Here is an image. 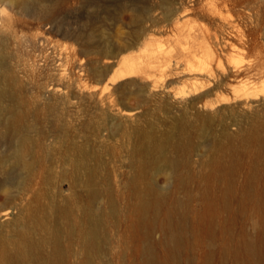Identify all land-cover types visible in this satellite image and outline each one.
Returning <instances> with one entry per match:
<instances>
[{
  "label": "bare ground",
  "instance_id": "6f19581e",
  "mask_svg": "<svg viewBox=\"0 0 264 264\" xmlns=\"http://www.w3.org/2000/svg\"><path fill=\"white\" fill-rule=\"evenodd\" d=\"M159 1L9 0L0 8V264H112L109 256L130 251L144 264H183V259L193 264L191 257H182L188 249L204 247L206 239L211 242L203 264H264V184L259 183L264 177V43L253 11L257 0ZM79 2L93 14L60 19ZM158 9L164 20L154 15ZM180 10L205 21L189 36L192 43L202 39L206 50L200 55L193 45L183 49L186 62L177 74L188 77L182 89L169 88L172 81L138 88L146 104L156 103L166 115L143 122V111L126 103L134 82L125 80L157 72L166 80L170 66L155 58L135 61L125 52L140 42L150 44L147 23L175 22L182 30ZM126 12L135 28L121 44L113 30ZM23 16L77 47L63 52L47 37L25 36L29 49L15 62L12 45L20 44L18 33L32 24ZM33 74L44 81L32 104L28 79ZM256 80H263L261 94ZM234 83L248 97L257 92L256 98L240 99L237 89L234 100L215 97L216 104L231 106L225 114L218 110L228 145L219 147L211 163L209 153L217 146L209 142L210 119L196 111L205 98ZM175 103L180 116H172ZM83 108L97 118L87 119ZM114 133L126 138V171L115 177L104 159L115 153L108 145ZM194 136L200 141L196 147ZM199 147L205 153H197ZM243 158L251 160V172L239 185ZM163 171H169V187L150 178ZM237 193L242 207L251 202L255 236L232 231L224 236L214 228V211L229 209ZM197 199L205 205L202 214L194 206ZM157 230L163 233L157 243L166 258L153 241Z\"/></svg>",
  "mask_w": 264,
  "mask_h": 264
},
{
  "label": "rangeland",
  "instance_id": "374dc122",
  "mask_svg": "<svg viewBox=\"0 0 264 264\" xmlns=\"http://www.w3.org/2000/svg\"><path fill=\"white\" fill-rule=\"evenodd\" d=\"M8 1L9 0H0V8L5 7L6 6L5 4H7ZM155 1L157 4L160 3L159 0H155ZM261 3H264V1L263 0H257V3L255 5V8H257V9H253V11H254L257 19L259 20V29H260V35H261L260 42L263 44L264 43V4H261ZM79 5H80V2L77 4H74L68 12H66L65 14H63L60 17V19H62L63 21H65V20L66 21H68V20L74 21L76 19H79L80 17H85V16H89V15L93 14L92 12L90 14L89 11L81 9ZM164 9H166L165 6H164ZM11 13L15 14V12H13V11H11ZM179 13H181L180 15H182V21H184V23H185L182 30H178L176 28L175 22L174 23L163 22L158 27H152L150 23H147L146 25L150 29L149 33H150V37L152 40L150 42V44H144V42H140V44L135 45L133 48L128 50V52H125L126 56L130 57L131 59H134L135 61H146L149 58H155V59H158V60L163 61V62H168V66H170L167 70L168 73H167L166 80H164V77L159 72L154 73V75L150 78H148V77L143 78L142 76L141 77L136 76V77H133L131 79L125 80L126 82H132V83L134 82V84L132 85L133 88L132 87L130 88V91L132 93H134V94H132V96L130 98H132V97L133 98L128 99L126 103L128 106L130 105L129 107H131V108H133L139 112L143 111V113L140 112L143 114V122L153 120V119H158L160 121V120H163L166 117V115L164 114L163 111L158 110L157 105H155L156 103L148 102L146 104L144 96L142 94H141L142 96H140V94L137 93L138 88L139 87H145L144 86L145 84L149 85V84H153L156 82H158V83L164 82V83L168 84L172 81L173 83L171 84V86H169V88L172 89L174 87V89H177V90L182 89L184 87L183 81H187L186 78L188 77V76H184L182 74H177L180 72L181 67L186 62V58L184 56L185 51H183V49L187 48V47H191L193 45L194 47H197L199 49L198 52L200 55L204 54L205 50H206L204 47V43H203L202 39L196 40V42L192 43V38L189 36V33H194L195 31H198L201 28V26L203 25V23L205 22L203 20V18L201 17V15L195 14L192 12L183 13L182 10H180ZM154 15L157 16L158 18H160L161 20H164V18H165L163 15L162 9H158ZM21 18L24 19L25 21L31 22L32 24H31L30 29L20 31L18 33V36L21 38L20 44L12 45V48H13L12 51L16 55L15 62L20 63L22 61L23 55L27 52V49H29L26 46L25 41L22 40L23 38H25V36H27V37H34V36L47 37L49 39L50 43L52 44V46L57 47L59 50H61L63 52H71L73 49H75L77 47V46H75L73 41H71L69 39H65L60 35L47 34V31H48L47 27L40 25L37 20H34L33 18L25 17V16H23ZM121 19L122 20L118 23L117 28H115L113 30V32H114L115 40L118 43L124 44L129 40V38L131 36L130 34L133 31V29L135 28V24L133 22V17H132L131 12H126ZM240 24L238 22V25H240ZM240 27L242 28V30L246 29L245 26H243V25H241ZM244 59H245L244 60L245 62L250 60L249 57H245ZM132 79H133V81H132ZM41 81L43 82L44 79L42 80V77L37 75V74L36 75L33 74L30 77V79H28L29 90L34 94V97L30 98V103H32V104L34 102H37V99L39 96L38 86L41 83ZM262 81L263 80H259V81L256 80L254 82V83H256V86L258 87L257 91H259L258 93H260V94H261L260 91H262V90H260L262 88L261 87ZM91 82L94 84L96 83L93 81H91ZM135 85H137V87ZM132 89H134L135 92ZM233 89H237V91H238L237 93L240 92L239 93L240 99H244L245 96L247 98L251 97L252 99L254 97L256 98V96H254V95H256L257 92L254 93V95H249V97H248V95L246 93H244L245 92L244 89L241 88V90H240V84L234 83L232 86H230L228 88L221 89L222 93H220V92L216 93V91H215L216 95L215 94L210 95L207 98H205L203 104H201L199 109L196 111V114L198 116L204 115V117L208 116L210 119V121L208 123V126L210 128L209 129V135H210L209 136L210 137L209 142L211 144H213L214 146L218 147V148L216 147L217 149L215 148L212 152L209 153V158L211 159L210 160L211 163L213 162L215 155L219 152L218 151L219 147L221 145H226V144L228 145V141L224 138L223 132H222V127L220 125L221 124V122H220L221 116L220 115L217 116V115H218V110L220 108L223 109V113L225 114L226 113L225 112L226 106H231V105L225 106L222 103L216 104V100L218 97L219 98L223 97V98L234 100L237 93L234 92ZM173 91H175V90H173ZM215 97H217V98L215 99ZM139 98H140V100H139ZM214 101H215V103H214ZM138 103H140L141 105L139 104V106H138ZM175 104L176 105L174 106L175 108L172 111V114H173L172 116H174V115L180 116L182 113V110H181L182 108H180V105H178V103H175ZM136 105L140 108L137 109L138 107ZM81 111H83V114L85 115V117H87V119H92V120L94 119L95 120L97 118L93 115V113H90V112L86 115L87 112L84 110V108ZM239 112H241V110H239ZM223 113L221 115H223ZM194 114H195V110H194ZM211 116L213 117L212 119L210 118ZM31 124L40 126V124L37 121H31ZM161 129L163 131L166 130V128H164V127ZM230 129L232 132L237 131V127H235V126H231ZM105 134H107V133H105ZM114 134H116V133H114ZM123 135L124 134H122V133H117L113 138L110 137L111 142L109 139L108 145L112 149L115 150V153H114V155H106L104 158L105 161L107 162L108 170L111 173H113L114 177H115V175L121 174L122 171H126L123 168L124 163H123V158H122V155H123L122 145L124 144L125 139H126L125 135L124 136ZM116 137L118 138V140ZM199 142H200L199 139L196 136H194L192 139L193 145L196 147L197 145H199ZM236 143L238 144V142H236ZM203 150H204V152H203ZM205 151H206L205 148L203 149V147H199L197 153L201 154V153H205ZM194 159L199 160V157H195ZM250 162H251V160L249 158H243L242 166L240 167V173L241 174H240V178H238L239 179V183H238L239 185L246 184V178L249 175V173L251 172V167H250L251 163ZM198 171H197V173H198ZM168 175H169V171L168 172L163 171V172L158 173L157 175H155L154 173L151 174L150 178H154V180H156V182L163 187H169L171 181L170 182L168 181ZM261 177H262V179L259 180V183L264 184L263 183L264 177L263 176H261ZM116 179H117V177H116ZM237 194L238 195L231 197L229 209H227L224 206H220L217 208L216 211H214V214H215L214 228L216 229V231H218V233H220V231H223L224 236H226L227 234H230L231 231L234 232L235 235L239 234L240 232H248L251 236H255V235H257V230H255V226L253 225V221H252L253 217H252L251 211H253V208H252L251 202H246L244 204V206L242 207V205L240 203V199H241L242 194H239V193H237ZM194 206L198 210L199 214H202L205 212V205H204L203 201H201V199H197L194 202ZM162 218H164V217H162ZM189 226H190V229L192 230L193 228H192L191 223L189 224ZM205 227H206V225H205ZM205 227L203 226L202 229L204 230ZM202 229L201 230L197 229L198 233H200V232L203 233L204 231H202ZM121 231H123L122 228H121ZM121 231L119 229V234H121ZM162 238H163L162 231L157 230L154 233L153 241L157 246V248H156L157 253L160 256L166 258L167 255L163 251V248L160 245H158L161 242ZM157 242H159V243H157ZM193 242H194V239L191 238V242H190L189 246H193L192 245ZM204 242H205L204 247L203 246L198 247V248L193 247V248H195L193 250L188 249L187 253L184 254V257H182V259L183 258L188 259L191 257L192 259H194L193 264H203V260H204L203 256L205 254L204 252H205V250H207V245L209 246L211 241L209 239H206ZM217 245H218V243H216L215 246H217ZM125 255H122L120 257L118 255H115V256L111 255V256H109L110 257L109 261L112 264H144L143 260L139 256H137L136 253L133 251L127 252ZM216 261L217 262L219 261V257H216ZM183 264H186V261L184 259H183ZM227 264H231V262H229V263L227 262Z\"/></svg>",
  "mask_w": 264,
  "mask_h": 264
}]
</instances>
